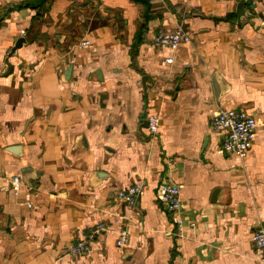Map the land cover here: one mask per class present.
Here are the masks:
<instances>
[{"label":"crops","instance_id":"0c3cea01","mask_svg":"<svg viewBox=\"0 0 264 264\" xmlns=\"http://www.w3.org/2000/svg\"><path fill=\"white\" fill-rule=\"evenodd\" d=\"M240 1L0 0V15L12 6L0 21V264H264L252 240L264 224V0L244 2L242 22ZM181 23L192 39L167 63L153 37ZM220 107L258 120L243 159L221 152ZM150 113L155 135L141 127ZM24 168L34 177L15 194ZM164 176L182 188V232L159 200ZM140 181L134 207L116 198ZM88 236L87 254L67 252Z\"/></svg>","mask_w":264,"mask_h":264},{"label":"built area","instance_id":"2783aa9c","mask_svg":"<svg viewBox=\"0 0 264 264\" xmlns=\"http://www.w3.org/2000/svg\"><path fill=\"white\" fill-rule=\"evenodd\" d=\"M243 2H255L257 0H241ZM192 39L190 33L181 23L175 29L166 32H159L153 37V44L157 48H170L172 54L166 58L167 63H173L175 60V51L181 43L189 42ZM92 45L89 38L81 41L80 46L88 48ZM148 120V131L150 134H157L160 129L161 118L159 114L150 113L146 116ZM212 126L215 130L224 135V140L221 146V152L233 155L240 159L247 156L248 151L254 144L256 133L258 130V120L256 116L243 108L237 107H220L212 117ZM172 162H169L171 166ZM12 189L15 194H19L23 179L20 174L12 176ZM144 183L137 182L127 188L119 189L116 193V198L123 203L135 206L143 192ZM182 188L179 183L172 180L169 176H164L159 185L158 196L164 210L171 214L173 221L179 232H182L186 223L185 211L182 203ZM29 207L33 204L29 202ZM191 227H195L194 221L189 222ZM103 228V226H101ZM96 229L95 231H98ZM91 238L88 236L77 240L70 244L67 252L73 256H83L91 249ZM129 231L122 228L119 231L117 245L124 247L128 242ZM252 240L256 247L261 251L264 257V224L256 228L252 234Z\"/></svg>","mask_w":264,"mask_h":264},{"label":"water","instance_id":"95a60500","mask_svg":"<svg viewBox=\"0 0 264 264\" xmlns=\"http://www.w3.org/2000/svg\"><path fill=\"white\" fill-rule=\"evenodd\" d=\"M248 4L251 6L252 2H248ZM12 6H9L8 7V10L3 13L2 15H0V21L5 18V16L10 12ZM237 12H238V15H239V22H242V19L243 17L247 16L248 13H247V10H246V4L243 2V1H240L238 4H237ZM27 43V39L25 38V36H21L17 39V41L15 42V44L13 45V47L11 48L10 52L8 53L7 55V58L5 60L6 62V69L1 73L2 75H8L12 72L13 70V66L12 64L9 62V57L11 56H14L17 54V51L19 48H21L24 44ZM72 68L73 66L72 65H68L65 67L64 69V77L66 80H69L70 77H71V73H72ZM219 74H215L214 75V84H215V89H216V95H217V98L220 99L225 91V88H224V85L221 81V79L219 78ZM142 123L141 127L143 126H148V120L147 118H142V120L140 121ZM153 135V134H151ZM10 152H12L13 154L17 155V156H20L21 154V151H22V145H12V146H8L7 148ZM35 173V170L34 169H31V168H24L21 170V176H22V179L23 181L26 183V184H29V179H31L32 177H34ZM104 172H96V176L98 177H102ZM220 192L219 189H217L215 192H214V195L212 197V201H215L216 200V197L218 195V193ZM215 199V200H214Z\"/></svg>","mask_w":264,"mask_h":264},{"label":"trees","instance_id":"16d2710c","mask_svg":"<svg viewBox=\"0 0 264 264\" xmlns=\"http://www.w3.org/2000/svg\"><path fill=\"white\" fill-rule=\"evenodd\" d=\"M138 2H143V3H147V0H136Z\"/></svg>","mask_w":264,"mask_h":264}]
</instances>
